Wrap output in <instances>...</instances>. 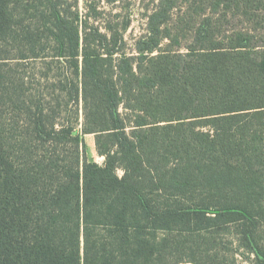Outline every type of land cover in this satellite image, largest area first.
Listing matches in <instances>:
<instances>
[{"label": "trees", "instance_id": "trees-1", "mask_svg": "<svg viewBox=\"0 0 264 264\" xmlns=\"http://www.w3.org/2000/svg\"><path fill=\"white\" fill-rule=\"evenodd\" d=\"M101 1L0 0V264H264V0Z\"/></svg>", "mask_w": 264, "mask_h": 264}, {"label": "rangeland", "instance_id": "rangeland-1", "mask_svg": "<svg viewBox=\"0 0 264 264\" xmlns=\"http://www.w3.org/2000/svg\"><path fill=\"white\" fill-rule=\"evenodd\" d=\"M70 1L72 3L75 2L79 4L80 11L82 15L85 16L84 18H86L88 13L87 6L89 3H91V0ZM154 7L155 6L153 4V0H123L113 5H109L101 1L99 3V10L102 12V16L97 20H88L91 26H98L102 30V32H106L105 27L107 20L114 21L116 24L120 25V30L124 33L125 41L128 44V52H132L133 46L135 45L136 41L147 34V16L153 11ZM126 22H129V24L126 28H124ZM246 27L247 25L241 22V20L231 19V23L228 26H224V31H231L232 29L240 30ZM37 69L40 71L39 75H37V89L40 91L41 96L46 99L48 97L46 96V94L49 92V90L47 89L48 85H46V83L39 77L41 75V77L44 78L43 71L40 70V65ZM23 72L26 76H31V67L25 66ZM79 108V112L76 111L75 117L79 119L78 128L81 131L84 120L82 104L79 106ZM84 139L88 160L102 165L104 162V158L99 157L96 148L95 136L86 135L84 136ZM119 175H122L121 171H119Z\"/></svg>", "mask_w": 264, "mask_h": 264}]
</instances>
